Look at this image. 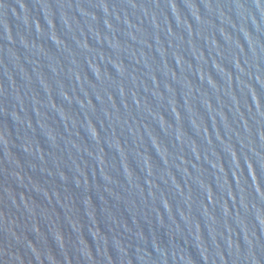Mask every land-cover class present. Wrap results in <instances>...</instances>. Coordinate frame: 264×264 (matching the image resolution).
Masks as SVG:
<instances>
[{"label": "water", "instance_id": "water-1", "mask_svg": "<svg viewBox=\"0 0 264 264\" xmlns=\"http://www.w3.org/2000/svg\"><path fill=\"white\" fill-rule=\"evenodd\" d=\"M0 264H264V0H0Z\"/></svg>", "mask_w": 264, "mask_h": 264}]
</instances>
